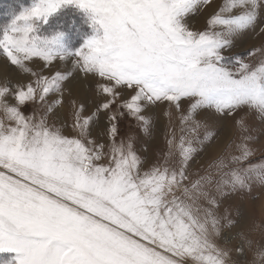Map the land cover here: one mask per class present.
<instances>
[{
    "label": "snow or ice",
    "instance_id": "1",
    "mask_svg": "<svg viewBox=\"0 0 264 264\" xmlns=\"http://www.w3.org/2000/svg\"><path fill=\"white\" fill-rule=\"evenodd\" d=\"M211 2L31 0L9 10L0 55L28 82L0 83V264H264L252 230L222 246L236 221L221 208L264 187V160L242 164L255 152L251 132L264 131L248 122L264 123V45L246 49L248 61L233 51L246 33H264V0H220L194 30L190 18ZM66 9L88 29H75L78 42L71 25L52 24ZM89 77L91 107L76 98ZM66 93L71 133L60 111ZM160 104L179 116V143L168 140L174 162L171 151L163 162L148 158ZM240 111L238 142L189 179L210 122ZM124 116L139 137L117 139Z\"/></svg>",
    "mask_w": 264,
    "mask_h": 264
},
{
    "label": "rangeland",
    "instance_id": "2",
    "mask_svg": "<svg viewBox=\"0 0 264 264\" xmlns=\"http://www.w3.org/2000/svg\"><path fill=\"white\" fill-rule=\"evenodd\" d=\"M30 3L31 0H0V24L6 22L9 10L13 8L18 10L21 6H26ZM219 3L220 0H212L211 4L202 9L199 15L190 18L189 23L195 25L194 30H204L206 19L216 9ZM261 20L264 21V17H262ZM52 24L53 26L60 25L62 30L66 32H69V25H71L70 35L74 34L76 28H80L81 31H88L87 27L82 24L80 14L74 9H66L59 17L53 19ZM259 27L260 25L258 23L257 32L259 31ZM73 39L78 42L79 36L73 35ZM261 45H264V33L254 35L252 32H248L236 42V47L233 51L237 52L240 56H244L245 60L248 61L252 58L245 56V50L251 47H260ZM42 63V61H36V63H30V66L37 68V65ZM44 74H49V70L45 69ZM76 75L78 78L81 77L80 73ZM5 80H9L13 84L17 82L27 83L28 77L19 75L15 66H12L5 57L0 55V83H3ZM83 83L84 86L81 91L76 94V98L78 100H83L91 107V101L95 99V80L89 77L88 80ZM65 96V104L60 111L64 114L69 126L68 132L71 133V108L67 102V93ZM31 107V105L22 107L21 111L25 114H29ZM152 111L155 116V121L151 141L152 149L148 155L149 161L163 162L165 154L171 151L172 155L169 157V161L174 162L178 159L176 154L177 150L175 147L172 149L169 148L168 140L173 139L176 143H179V139L182 135L179 116L175 109H169L166 104L157 105ZM165 111H170L171 116H165ZM242 115H244V113L240 111L233 117H225L223 119L217 118L210 122L212 138L209 141H205L202 145H196L197 152L189 162L187 168L189 179H195L199 175H203L206 171L210 170L209 165H211L217 157L226 154V145H228L230 141L238 142L239 134L234 126V121ZM102 122L106 123V120H102ZM248 122L254 128L264 130V123L253 119L251 116L248 117ZM118 127L120 132V135L117 137L118 140L126 134H133L139 137L135 121L127 116L120 118ZM202 133L203 129H201V134ZM251 135L258 136V139L250 142L255 152L248 161L242 162V164L264 160V131H253ZM136 148L140 154H143L145 145H143L142 142H137ZM228 151H232L233 154H235L234 147ZM224 207L229 208V215L236 221V225L234 228L224 233L232 237V239L227 245L222 246L232 248L236 244L234 234L240 230H252L254 238L264 242V187L253 186L250 193L232 196L222 204L221 208L223 209ZM237 207L239 208V215H237ZM5 258H7L6 254H0V260Z\"/></svg>",
    "mask_w": 264,
    "mask_h": 264
},
{
    "label": "bare ground",
    "instance_id": "3",
    "mask_svg": "<svg viewBox=\"0 0 264 264\" xmlns=\"http://www.w3.org/2000/svg\"><path fill=\"white\" fill-rule=\"evenodd\" d=\"M5 70V69H4ZM3 72H5V71H3Z\"/></svg>",
    "mask_w": 264,
    "mask_h": 264
}]
</instances>
